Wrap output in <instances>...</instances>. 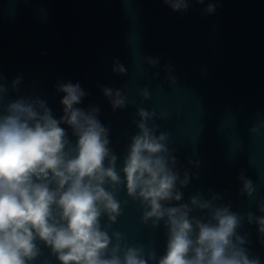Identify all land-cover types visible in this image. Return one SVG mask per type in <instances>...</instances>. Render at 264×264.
<instances>
[{"label":"water","instance_id":"1","mask_svg":"<svg viewBox=\"0 0 264 264\" xmlns=\"http://www.w3.org/2000/svg\"><path fill=\"white\" fill-rule=\"evenodd\" d=\"M214 2L215 12L207 14L209 0L192 2L183 12L163 0H0L5 102L39 97L59 118L63 94L57 83L78 82L87 92L79 107L99 106V119L110 129L118 170L138 132L137 110L154 112L149 125L158 126L157 134L168 133L176 167L191 177L182 189L185 202L197 194H219L220 202L241 216L262 215L257 205L264 202V127L258 134L251 129L264 125V0ZM146 58L159 64L150 67ZM116 60L126 75L113 72ZM166 66L175 83L167 79ZM17 77L21 83L13 91ZM105 86L121 91L124 108L112 110L101 91ZM145 89L147 100L141 95ZM241 173L256 188L250 198L240 194ZM117 198L127 203L109 234L119 232L127 244L163 255L164 222L155 229L144 224L139 202L127 197L124 186ZM238 231L247 234L249 253L264 264V236L257 225L245 222ZM36 264L58 261L44 248Z\"/></svg>","mask_w":264,"mask_h":264},{"label":"clouds","instance_id":"2","mask_svg":"<svg viewBox=\"0 0 264 264\" xmlns=\"http://www.w3.org/2000/svg\"><path fill=\"white\" fill-rule=\"evenodd\" d=\"M163 2L183 12L205 0ZM216 7L209 0L204 12L212 14ZM146 63L156 67L159 60L146 58ZM113 65L114 73L126 75L118 60ZM165 71L175 83L172 69L166 66ZM20 83V77L14 79L12 90L18 91ZM56 90L63 94L59 118L39 97L5 102L9 89L0 77V264H36L44 248L58 264H262L249 253L247 234L238 230L245 222L254 223L264 236V202L257 205L259 216L239 215L220 202L219 194H197L185 202L182 189L191 177L176 167L168 133L157 134L158 126L149 125L156 114L143 108L137 110L133 122L138 132L118 170L99 106L79 107L87 92L78 82H58ZM101 91L114 112L125 107L120 90L105 86ZM141 95L149 98L147 89ZM260 127L251 132L258 134ZM238 180L240 194L252 197L253 182L243 173ZM121 186L139 202L144 224L151 222L155 229L164 222L163 255L157 257L143 244H127L119 232L109 234L127 203L117 198Z\"/></svg>","mask_w":264,"mask_h":264}]
</instances>
